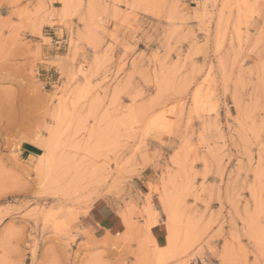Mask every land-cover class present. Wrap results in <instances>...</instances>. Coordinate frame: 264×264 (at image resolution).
I'll return each mask as SVG.
<instances>
[{
	"label": "rangeland",
	"instance_id": "374dc122",
	"mask_svg": "<svg viewBox=\"0 0 264 264\" xmlns=\"http://www.w3.org/2000/svg\"><path fill=\"white\" fill-rule=\"evenodd\" d=\"M0 264H264V0H0Z\"/></svg>",
	"mask_w": 264,
	"mask_h": 264
},
{
	"label": "crops",
	"instance_id": "0c3cea01",
	"mask_svg": "<svg viewBox=\"0 0 264 264\" xmlns=\"http://www.w3.org/2000/svg\"><path fill=\"white\" fill-rule=\"evenodd\" d=\"M27 152L32 153L31 151ZM115 214L116 213L113 208L107 203H96L89 210V213L87 214V217L85 219L87 227H89L91 230L99 229L107 232V230H109L113 226V217Z\"/></svg>",
	"mask_w": 264,
	"mask_h": 264
},
{
	"label": "trees",
	"instance_id": "16d2710c",
	"mask_svg": "<svg viewBox=\"0 0 264 264\" xmlns=\"http://www.w3.org/2000/svg\"><path fill=\"white\" fill-rule=\"evenodd\" d=\"M25 148H26L28 151H31V152H37V149H36L34 146H31V145L26 144V145H25Z\"/></svg>",
	"mask_w": 264,
	"mask_h": 264
},
{
	"label": "bare ground",
	"instance_id": "6f19581e",
	"mask_svg": "<svg viewBox=\"0 0 264 264\" xmlns=\"http://www.w3.org/2000/svg\"><path fill=\"white\" fill-rule=\"evenodd\" d=\"M92 212H93V211H92ZM91 215H92V214H91ZM90 217H91V216H90ZM94 218H95V217H94ZM94 218H93V219H94ZM118 234H119V233H118Z\"/></svg>",
	"mask_w": 264,
	"mask_h": 264
}]
</instances>
